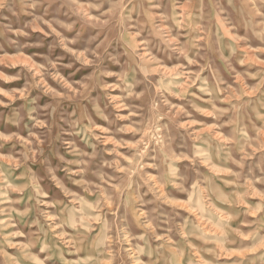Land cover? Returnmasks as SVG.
I'll return each mask as SVG.
<instances>
[{
  "label": "clouds",
  "instance_id": "obj_1",
  "mask_svg": "<svg viewBox=\"0 0 264 264\" xmlns=\"http://www.w3.org/2000/svg\"><path fill=\"white\" fill-rule=\"evenodd\" d=\"M0 264H264V0H0Z\"/></svg>",
  "mask_w": 264,
  "mask_h": 264
}]
</instances>
